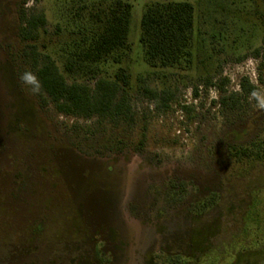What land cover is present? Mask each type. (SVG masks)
<instances>
[{
  "label": "rangeland",
  "instance_id": "rangeland-1",
  "mask_svg": "<svg viewBox=\"0 0 264 264\" xmlns=\"http://www.w3.org/2000/svg\"><path fill=\"white\" fill-rule=\"evenodd\" d=\"M79 1L98 0H0V254L111 264L124 238L152 264H264V0H122L130 49L101 65L109 78L118 66L131 74L118 118L60 112L38 78L50 57L75 79L62 48ZM157 1L193 4L190 63L145 60L141 18ZM41 14L46 24L31 28ZM243 78L257 91L220 104ZM148 88L170 89L168 107Z\"/></svg>",
  "mask_w": 264,
  "mask_h": 264
},
{
  "label": "trees",
  "instance_id": "trees-1",
  "mask_svg": "<svg viewBox=\"0 0 264 264\" xmlns=\"http://www.w3.org/2000/svg\"><path fill=\"white\" fill-rule=\"evenodd\" d=\"M69 10V11H68ZM67 12L70 25L77 26L71 43L62 48L64 70L75 79L69 82L54 59L48 57L37 70L45 92L60 112L91 117L94 114L121 117L130 110L127 90L131 82L130 72L118 66L113 77L103 76L101 65H116L130 49L128 34L132 4L122 0H98L72 2ZM47 19L44 14L28 20L31 28L42 27ZM194 6L188 1H157L147 4L141 18V44L144 58L152 68H168L190 63L193 46ZM255 56H259L258 51ZM92 77L94 87L79 78ZM240 93L221 91L220 104L230 105L238 94H252L258 86L241 80ZM151 98L159 99L168 107L174 93L170 89H147ZM188 108V104L183 105ZM197 228L191 224L190 236ZM117 234V230H116ZM118 238V236H117ZM124 238L116 244L117 254L111 264H152L148 252L126 253ZM112 240V239H110ZM112 242V241H111ZM196 241H189L194 245ZM7 253V254H6ZM0 254V264L19 263L6 251ZM77 264H85L79 261ZM95 264H104L100 261Z\"/></svg>",
  "mask_w": 264,
  "mask_h": 264
}]
</instances>
